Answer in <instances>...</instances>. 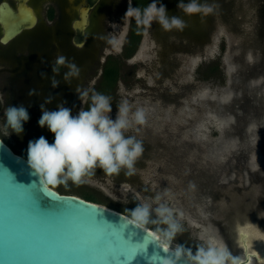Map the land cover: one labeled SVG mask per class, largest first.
Wrapping results in <instances>:
<instances>
[{"label": "rangeland", "instance_id": "1", "mask_svg": "<svg viewBox=\"0 0 264 264\" xmlns=\"http://www.w3.org/2000/svg\"><path fill=\"white\" fill-rule=\"evenodd\" d=\"M110 1L111 6L94 13L90 36L97 42L95 27L99 24L105 29L115 21L114 29H118L125 14L126 24L115 48L117 54L111 53L121 59L130 23L126 12L131 3ZM33 3L44 28L46 4L43 0ZM198 3L211 6L213 11L188 17L184 14L183 32L161 33L153 21L150 27H144L138 51L129 63L121 66V79L110 97L112 110L108 116L115 121L120 104L128 102L130 127L124 136L140 141L143 147L131 173L122 167L109 175L96 167L79 185L69 181L66 187L59 185L54 189L63 194L93 197L100 205L130 218L131 210L147 205L149 222L145 226L161 238V233L169 229L167 218L179 227L170 244L182 245L193 255L199 247L210 244L211 234L205 233L204 228H212L219 238L218 234L226 233L229 226L226 217L233 214L219 204L227 201V190L241 198L253 189L256 215L264 212V176L257 170L248 173L245 169V161L264 147V0H198ZM72 7L68 0L66 19ZM59 31L45 38L39 28L35 41L52 46L56 40H63V28ZM185 33L189 34L185 36ZM27 34L25 31L16 38L29 46L26 57L11 55L6 60L0 55V96L3 97L0 138L26 159L30 141L44 137L49 144L54 142V135L47 127L38 124L41 104L48 111L65 106L75 117L83 111L89 91L96 88L99 80V64L84 66L72 89L66 91L64 104V91L72 79H64L67 68L60 76L53 72L46 53L33 51L35 42ZM67 34L70 38L72 32L67 33L66 28ZM192 35L204 41L191 47ZM25 51L22 48L23 55ZM72 63L79 68L76 62ZM53 79L58 81L55 87ZM245 83L250 84L248 87L246 84V91L241 87ZM84 92L87 96L82 98ZM226 95L228 98L223 97ZM49 98L50 102L45 103ZM178 101L182 104L177 105ZM10 105H23L29 113L30 118L19 135L10 128L4 134V113ZM138 109L145 113L143 125L134 123ZM229 147L232 148L227 150ZM160 209H167L164 216L160 215ZM247 226L264 233L263 218L257 217L255 222L240 227ZM230 238L229 252L238 254L237 237Z\"/></svg>", "mask_w": 264, "mask_h": 264}, {"label": "water", "instance_id": "2", "mask_svg": "<svg viewBox=\"0 0 264 264\" xmlns=\"http://www.w3.org/2000/svg\"><path fill=\"white\" fill-rule=\"evenodd\" d=\"M31 1L17 0L16 10L5 2L0 4V43L36 25L37 10ZM98 1L85 0L79 19L73 23V41L78 47L86 40L87 12ZM246 84L250 85H241L244 91ZM245 169L264 176V147L245 161ZM31 173L27 159L0 138V264H165L174 248L161 246V238L152 230L130 225L129 216L79 196L50 190L60 199L50 197ZM231 194V190L226 193L232 201L220 205L225 204L233 216L228 218L226 233L218 234L229 249L235 229L255 222L257 217L264 220V212L256 215L258 208L251 205L254 199L250 194L243 204L234 203L238 198ZM185 261L187 264L186 257Z\"/></svg>", "mask_w": 264, "mask_h": 264}, {"label": "clouds", "instance_id": "3", "mask_svg": "<svg viewBox=\"0 0 264 264\" xmlns=\"http://www.w3.org/2000/svg\"><path fill=\"white\" fill-rule=\"evenodd\" d=\"M185 13H210L213 8L207 4H199L198 0H190V3L181 2L178 5ZM126 17L134 18L137 25L150 27L153 21H157L164 30L182 29L184 21L179 17H168L163 5L157 6V0L144 7H129ZM53 72H59L61 68H67L64 79L70 80L80 73L76 64L69 61L63 54H57L54 60ZM53 87L58 81L53 79ZM33 94L32 92L29 93ZM87 92L82 93V98ZM3 97L0 96V103ZM50 102L49 100L45 103ZM42 116L38 121L40 127L47 129L54 135V142L49 144L44 137L30 141L27 147V163L32 170V176L42 191L54 190L59 185L67 186L71 181L79 185L85 175L91 174V170L100 167L107 174L117 173L122 167L133 170L138 157L143 152L140 141L133 137L125 138L124 132L130 127V108L127 101L119 106V113L113 121L108 113L111 112L110 97L102 94H94L91 97V106L86 111H80L77 116H72L70 110L63 106L55 111L44 109L41 104ZM4 134H8L10 128L16 134L23 131V124L29 120L28 110L23 105H10L5 109ZM134 123L143 125L145 113L142 109L134 113ZM160 215L164 216L167 209H160ZM149 208L147 205L137 206L131 210L130 225L137 228L144 227L149 222ZM169 223V229L161 233V246H167L173 240L178 225ZM246 264V262L231 253L224 247H217L216 243L201 246L195 255L183 246H177L172 250L165 264Z\"/></svg>", "mask_w": 264, "mask_h": 264}, {"label": "flooded vegetation", "instance_id": "4", "mask_svg": "<svg viewBox=\"0 0 264 264\" xmlns=\"http://www.w3.org/2000/svg\"><path fill=\"white\" fill-rule=\"evenodd\" d=\"M34 0L31 1V6L36 9L34 3ZM68 0H43V3L46 4V25L44 28H42V25L40 24V17L38 15V13L36 14V18H37V23L34 27H32V29L28 30V36L30 37V40L32 41V43L35 42V45L32 47L33 51H36V53L39 52H45L46 57H47V62L52 66V68L55 66L54 65V60L55 57L57 56V54H63L67 59L69 58L72 62H76L79 65V69H80V73L78 76L76 77H72V79L70 80V83L68 84V87L66 88V90L64 91V104L66 101V91H69L70 89H72V86L74 85V83L76 82V78L80 76L82 68L86 65H92V64H99V68L97 69V74H98V78H100L101 73H102V66L103 64L106 62L107 58L112 56L111 53L115 52L116 53V46L118 45V36L120 34V32L122 31L124 25L126 24L125 21V14H123L122 16V24L118 27V29H114V25H115V21L114 23H110L107 25V28L102 29V27L100 26V24L95 27V31H96V38L98 37L97 42H101V45H97V42L94 41L93 39H91L90 36V32H92V29L94 28V18L95 15L94 13L99 11V9L101 10L102 8L105 7H109L111 6V1L110 0H99L98 3L92 7L91 9H89V11L87 12V18H88V26L86 29V40L83 43L82 46L78 47L77 45H75L73 38L75 36V32L73 29V23L74 21L79 19V10L84 7L86 5L85 0H70L71 5L73 6V11L71 13V15L68 16V18L66 19V11H65V6ZM72 1L73 4H72ZM7 3L12 9L16 10L17 7V0H0V4L1 3ZM132 2L133 0H130L131 3V7H132ZM183 2L184 4H188L190 3V0H157V6H161L163 5L166 11V14L168 17H179L180 19H183V15L186 14L187 17L189 14L185 13L181 8L178 7V5ZM150 3H152V0H150ZM131 21V18H130ZM157 22V21H156ZM158 28L161 30V33L166 34L167 31L169 30H164L162 28V26L157 22L156 23ZM129 27H130V23H129ZM42 29V32H44V37L48 38L50 35L56 33V31L58 30H64V36L62 37L63 40H61L60 42H58L56 40V44H54L53 42H50V45L53 43L52 46H49L48 44H41L38 42V40L35 41V38L37 36V31H39ZM66 28H67V33L68 32H72L71 37L69 38L68 34L66 35ZM60 30V31H61ZM171 30H180V32H183L181 29H171ZM59 31V32H60ZM94 31V32H95ZM3 32V28L0 25V36ZM93 32V33H94ZM109 32V33H108ZM129 32V29H128ZM23 33V32H22ZM22 33L20 35H22ZM189 33H185V36H187ZM20 35H18L16 38L20 37ZM58 35V34H57ZM191 35V34H190ZM127 37H128V33H127ZM127 37L123 43V51H124V47L127 41ZM13 38L12 40H10V42H7L5 44L0 43V47L3 48L4 50L6 48H8L7 50H5L4 52L2 51L3 49H0V55H2V57L6 58V60L9 59V56H16V58L18 57H26V55H28V53H30L29 50V46L26 45L27 43L25 42V44L21 43V42H17V39ZM192 39L189 40L191 47H194L196 44H201L204 40L203 39H199L196 36L191 37ZM141 39V38H140ZM48 41V39L46 40ZM13 42V43H12ZM29 42V40L27 41ZM12 43V44H11ZM140 43V41H139ZM138 43V45H139ZM137 45V48H138ZM22 48H25L26 51L24 52L25 54L23 55L22 52ZM136 48V50L127 57H123L122 56V61L124 64L129 63L130 58L133 57V55L138 51ZM117 54V53H116ZM102 58V59H101ZM64 71V68L60 69L59 72H56L59 76L62 74V72ZM121 78L118 79V81ZM117 81V82H118ZM88 98V96H87ZM87 101V100H86ZM86 101L84 103L83 108L85 107ZM178 104H182L181 101H178ZM64 108H66L64 106ZM112 117V116H111ZM193 123V121H192ZM247 123L244 126V132L246 131V127H247ZM167 153V152H166ZM212 185V183L210 184ZM209 185V186H210ZM208 187V186H207ZM228 191V190H227ZM227 191L225 192V195L227 193ZM253 192V191H251ZM255 192V191H254ZM233 195V194H231ZM251 196L254 195V193L250 194ZM237 195H235L234 198H238V200H236L234 203L236 204H243L246 203V199L247 196L243 195V197L239 198ZM228 197L227 200L232 201V197L227 196ZM255 197V196H254ZM252 196V198H254ZM256 199L252 200L251 205L253 204V206L256 205ZM219 206L224 207V209H227L226 205H220ZM229 211V209H227ZM230 213H232V211H230ZM233 214V213H232ZM229 217H231L230 215L227 216L226 218L228 219Z\"/></svg>", "mask_w": 264, "mask_h": 264}, {"label": "trees", "instance_id": "5", "mask_svg": "<svg viewBox=\"0 0 264 264\" xmlns=\"http://www.w3.org/2000/svg\"><path fill=\"white\" fill-rule=\"evenodd\" d=\"M149 4L150 0H133L132 7H139L143 9ZM143 30L144 27L137 25L134 18H131L127 41L122 54L123 57L130 56L136 50ZM122 64V59L118 57L110 56L107 58L106 62L102 66V73L98 80L96 88L89 91V95L83 111L88 110L91 106V97L94 94H102L108 97L113 96L116 90L117 81L119 78H121L120 71ZM81 198L99 204L93 197L82 196Z\"/></svg>", "mask_w": 264, "mask_h": 264}, {"label": "bare ground", "instance_id": "6", "mask_svg": "<svg viewBox=\"0 0 264 264\" xmlns=\"http://www.w3.org/2000/svg\"><path fill=\"white\" fill-rule=\"evenodd\" d=\"M228 96L229 95L223 97L228 98ZM201 219H203V217H201ZM144 227L148 228L146 226ZM204 229L206 230L205 233L211 234L210 235L211 240L208 241L207 238V241L210 244L216 243L217 247H224L229 251L228 249L229 246L226 244L225 240L216 236L212 231V228L206 227ZM236 237H237V244L239 245L237 249L240 252L238 254L237 252L235 254L233 253L231 254L232 256L240 257L243 260L247 259L246 264H264V233L253 231L251 226L238 227L236 229ZM170 248L175 249L176 247L170 244Z\"/></svg>", "mask_w": 264, "mask_h": 264}, {"label": "snow or ice", "instance_id": "7", "mask_svg": "<svg viewBox=\"0 0 264 264\" xmlns=\"http://www.w3.org/2000/svg\"><path fill=\"white\" fill-rule=\"evenodd\" d=\"M47 194L50 196V197H52V196H54V197H56L52 192H50V191H48L47 192ZM57 199H60L59 197H56ZM147 243V242H146ZM165 251L167 250V249H164Z\"/></svg>", "mask_w": 264, "mask_h": 264}]
</instances>
